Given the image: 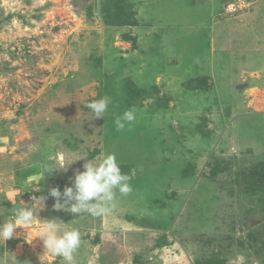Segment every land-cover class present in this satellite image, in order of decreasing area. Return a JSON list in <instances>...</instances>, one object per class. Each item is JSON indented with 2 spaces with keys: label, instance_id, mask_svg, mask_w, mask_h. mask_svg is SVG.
Here are the masks:
<instances>
[{
  "label": "rangeland",
  "instance_id": "rangeland-1",
  "mask_svg": "<svg viewBox=\"0 0 264 264\" xmlns=\"http://www.w3.org/2000/svg\"><path fill=\"white\" fill-rule=\"evenodd\" d=\"M102 154L131 177L114 211L37 212L80 230L75 264H264V0H0V224ZM39 219L0 258L66 264Z\"/></svg>",
  "mask_w": 264,
  "mask_h": 264
},
{
  "label": "clouds",
  "instance_id": "clouds-1",
  "mask_svg": "<svg viewBox=\"0 0 264 264\" xmlns=\"http://www.w3.org/2000/svg\"><path fill=\"white\" fill-rule=\"evenodd\" d=\"M110 103L111 98L104 96L87 103L85 107L91 111L95 119H100L104 118ZM135 120L136 110L133 108L126 110L122 117H117L115 123L118 130H124L126 124L131 125ZM64 159V155L59 154V160L64 161ZM81 160L85 161L83 171L77 169L70 178V185H66L63 191L58 186L52 187L47 196L32 195L30 204H25L23 201L20 202L24 205L23 207H16L13 204L11 216L0 224V240L4 242L11 240L16 229L26 230L36 224L39 219L37 212L44 209L49 196L55 200L54 211L63 210L79 216L88 214L92 217H101L115 210L117 191L123 196L133 191L130 184L131 177L122 172L115 154H102L98 160L79 157L75 162ZM68 168L69 166L64 168L63 165L59 167L45 165L44 171L51 176L56 171L66 172ZM5 211L3 207H0V216ZM40 221L41 227L38 234L31 238L27 235L25 237L29 244L36 239L42 241L45 252L40 257V261L42 257L51 256L62 258L66 264H75L74 254L82 244L80 230L69 228L70 223H64L59 219ZM238 259H243V257H238Z\"/></svg>",
  "mask_w": 264,
  "mask_h": 264
},
{
  "label": "built area",
  "instance_id": "built-area-1",
  "mask_svg": "<svg viewBox=\"0 0 264 264\" xmlns=\"http://www.w3.org/2000/svg\"><path fill=\"white\" fill-rule=\"evenodd\" d=\"M244 5V3L242 2V1H239L238 3H236V4H231V5H229V11H233V12H235L236 10H237V7L238 8H241L242 6ZM32 195H36L37 196V194L36 193H31V192H29L28 193V195H26V200L28 201V203L30 204L31 203V199H30V197L32 196ZM27 203V202H26Z\"/></svg>",
  "mask_w": 264,
  "mask_h": 264
},
{
  "label": "crops",
  "instance_id": "crops-1",
  "mask_svg": "<svg viewBox=\"0 0 264 264\" xmlns=\"http://www.w3.org/2000/svg\"><path fill=\"white\" fill-rule=\"evenodd\" d=\"M15 205H16V203H14ZM1 245H3V247L1 246L0 247V250H6V248L5 249H3L4 248V243L2 242V243H0ZM9 252H5V257L2 259V258H0V264H10V263H8L9 262V259H7V258H9L10 257V254H8ZM14 254V253H13ZM1 260H3V261H1Z\"/></svg>",
  "mask_w": 264,
  "mask_h": 264
}]
</instances>
